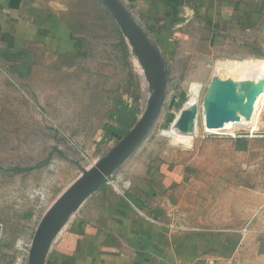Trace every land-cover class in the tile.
Masks as SVG:
<instances>
[{
	"label": "rangeland",
	"instance_id": "1",
	"mask_svg": "<svg viewBox=\"0 0 264 264\" xmlns=\"http://www.w3.org/2000/svg\"><path fill=\"white\" fill-rule=\"evenodd\" d=\"M97 1L69 0L79 42L75 55L33 49L27 70L29 65L0 54V264H28L43 219L133 130L153 100L154 74ZM256 1L251 13L259 17L241 38H207L205 29L193 24V33L202 36L175 42L198 53L173 54L154 125L115 170L122 177L109 176L117 188L131 181L130 188L136 189L139 175L146 170L149 175L158 163L183 174L173 199L163 201L168 211L170 201L183 208L194 203L197 214L208 206L203 211L210 221L221 216L220 222L231 223L237 208L235 264H264V87L253 125L236 128L233 135L207 134L201 126L186 147L172 143L162 131L172 128L190 84L202 86V98L218 64L264 62V0ZM71 214L47 236L37 264H52L46 260L48 243L56 240L57 227L63 229Z\"/></svg>",
	"mask_w": 264,
	"mask_h": 264
},
{
	"label": "crops",
	"instance_id": "2",
	"mask_svg": "<svg viewBox=\"0 0 264 264\" xmlns=\"http://www.w3.org/2000/svg\"><path fill=\"white\" fill-rule=\"evenodd\" d=\"M117 2L148 33L165 60L166 74L174 53H198L175 46L179 39L188 42L202 36L193 33V24L205 29L207 38H241L247 25L259 17L251 13L256 0ZM68 5L69 0H33L29 5L26 0H0V54L20 66L29 65L27 70L33 49L52 56L75 55L79 42ZM156 164L158 168L149 175V170L139 175L136 189L130 188L131 181L117 188L116 181L109 179L122 177L117 170L107 177L72 211L69 222L49 244L46 260L52 264H235L237 208L231 223L220 222L221 216L210 221L208 211H203L208 206L200 207L197 214L194 203L183 208L181 202L170 201L168 211L163 201L167 196L173 199L183 174Z\"/></svg>",
	"mask_w": 264,
	"mask_h": 264
},
{
	"label": "water",
	"instance_id": "3",
	"mask_svg": "<svg viewBox=\"0 0 264 264\" xmlns=\"http://www.w3.org/2000/svg\"><path fill=\"white\" fill-rule=\"evenodd\" d=\"M122 33L130 38L131 43L137 49L140 60L144 66L154 74V92L155 99L149 102L140 122L124 137L106 156V158L97 164L89 172H85L80 179V183L73 187L64 195L57 205L47 214L39 227L37 236L33 238L28 264H37L41 248L45 247L47 236L59 223L63 217L80 205L92 192H94L107 177H109L121 163L138 147V145L147 136L154 125L159 114L161 104L164 98L167 82V74L161 57L155 51L148 33L143 31L122 9L117 0H100ZM232 99L231 95L226 96V101ZM205 126L208 129H218L224 123L230 121L234 115L228 109L226 104L218 106H209L206 111ZM192 113L189 110H181L178 118V131L187 133ZM69 216V215H68ZM58 222V223H57ZM58 226V225H57ZM61 229V227H57ZM2 227L0 225V238ZM36 233V232H35ZM51 242L48 243V246Z\"/></svg>",
	"mask_w": 264,
	"mask_h": 264
},
{
	"label": "bare ground",
	"instance_id": "4",
	"mask_svg": "<svg viewBox=\"0 0 264 264\" xmlns=\"http://www.w3.org/2000/svg\"><path fill=\"white\" fill-rule=\"evenodd\" d=\"M263 87L264 62L251 60L218 64L202 98L201 85L192 83L188 88V98L181 110H189L192 113L189 131L187 133L177 131L179 112L174 118L172 128L162 131V135L170 138L174 144L190 147L191 135L196 134L201 126L204 133L226 135H233L235 129L239 127L249 128L253 125ZM227 95H231L232 99L226 101ZM155 97L154 92L153 99ZM221 104H226L234 117L221 128L208 129L205 126L207 108Z\"/></svg>",
	"mask_w": 264,
	"mask_h": 264
},
{
	"label": "trees",
	"instance_id": "5",
	"mask_svg": "<svg viewBox=\"0 0 264 264\" xmlns=\"http://www.w3.org/2000/svg\"><path fill=\"white\" fill-rule=\"evenodd\" d=\"M173 14H175V10L173 11ZM48 162V160L44 161L43 163H41L42 165H46ZM10 171L12 172H15V173H20V172H23L24 170H21V169H9Z\"/></svg>",
	"mask_w": 264,
	"mask_h": 264
}]
</instances>
